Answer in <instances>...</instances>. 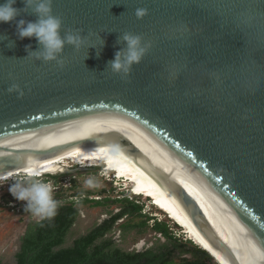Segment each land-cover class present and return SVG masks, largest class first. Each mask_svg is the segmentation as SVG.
Returning a JSON list of instances; mask_svg holds the SVG:
<instances>
[{"label": "water", "instance_id": "water-1", "mask_svg": "<svg viewBox=\"0 0 264 264\" xmlns=\"http://www.w3.org/2000/svg\"><path fill=\"white\" fill-rule=\"evenodd\" d=\"M138 8L148 10L142 19ZM52 14L62 18L61 37L95 35L79 51L65 46L61 68L28 57L26 45L41 47L35 37L18 38L17 21L38 19L31 9L0 23V175L25 174V154L41 159L106 136L19 148L104 115L147 144L214 247L233 264H241L234 249L264 264V0H53ZM125 32L151 48L122 79L108 62L126 47ZM14 83L23 96L8 92ZM116 134L123 149L140 152Z\"/></svg>", "mask_w": 264, "mask_h": 264}, {"label": "rangeland", "instance_id": "rangeland-1", "mask_svg": "<svg viewBox=\"0 0 264 264\" xmlns=\"http://www.w3.org/2000/svg\"><path fill=\"white\" fill-rule=\"evenodd\" d=\"M66 163L59 171H51L53 174L60 175L57 179L47 175L48 173L33 177V179L51 183L54 187L53 198L58 202L73 201L80 208L79 217L67 236L66 244H71L76 237L85 234L111 214L119 212L125 205L126 198L141 205L142 209L141 214L124 215L108 233L123 249L144 250L157 242L166 241L162 233L153 228L156 221L167 223L176 237L191 240L187 237L185 230L161 211L147 195H135L134 188L129 185L132 183L124 182L116 171L107 173L106 161H100L94 165H80L81 169L78 168L79 164L72 160H67ZM89 177L95 180L96 187L90 189L84 187V181ZM27 179L26 173L0 178V260L5 264H15V254L20 248L21 237L27 224L31 219H37L24 210V202L15 200L8 191L13 183ZM95 201H101V203L96 204ZM130 220L132 223L147 220L148 224L136 225L125 230L124 225ZM186 256L191 257L190 254Z\"/></svg>", "mask_w": 264, "mask_h": 264}, {"label": "bare ground", "instance_id": "bare-ground-1", "mask_svg": "<svg viewBox=\"0 0 264 264\" xmlns=\"http://www.w3.org/2000/svg\"><path fill=\"white\" fill-rule=\"evenodd\" d=\"M116 133L125 134L139 147L140 152L134 154L123 149L118 144L119 135ZM93 135L106 136L95 137L92 139L93 141L61 149L49 157L38 159L39 157L34 158L33 154H25L22 159L36 162L39 165L40 174L42 172L47 174L51 171H59L67 164V160H72L79 166L81 162L83 165H94L100 161H106L105 169L108 170L107 173L116 171L119 177H123L124 182L132 183L129 185L134 188L135 195H147L161 211L185 230L189 239L203 249L213 251L224 264H233L227 255L214 247L204 233L194 224L177 194L175 183L147 144L132 131L110 118L104 115L80 118L19 148L44 149L58 145L68 139H83ZM5 176L9 175L3 174L0 175V178ZM234 251L241 264H249L235 249ZM215 261L218 262L216 259Z\"/></svg>", "mask_w": 264, "mask_h": 264}, {"label": "trees", "instance_id": "trees-1", "mask_svg": "<svg viewBox=\"0 0 264 264\" xmlns=\"http://www.w3.org/2000/svg\"><path fill=\"white\" fill-rule=\"evenodd\" d=\"M47 175L55 179L60 176ZM125 202L119 212L76 237L71 244H66V240L79 217L80 208L73 201L59 202L57 214L51 220L38 223L37 219H31L28 222L20 248L15 254V264H219L197 243L173 235L168 224L162 221H156L153 228L161 232L166 241L157 242L144 250L123 249L108 233L124 215L135 216L141 214L142 209L141 205L128 198ZM147 224V220L139 223L130 220L124 228L129 230L136 225ZM0 264L5 263L0 260Z\"/></svg>", "mask_w": 264, "mask_h": 264}, {"label": "clouds", "instance_id": "clouds-1", "mask_svg": "<svg viewBox=\"0 0 264 264\" xmlns=\"http://www.w3.org/2000/svg\"><path fill=\"white\" fill-rule=\"evenodd\" d=\"M23 2L25 8L22 10L14 7L16 0H5L3 4H0V23L14 21L20 11L27 12L29 9L37 15L36 22H26L23 19L16 22V34L19 39L35 37L41 45L37 51H31V45H26L28 57L31 56L45 63L55 61L63 68L64 60L61 57L65 46H71L79 51L88 45L90 38L95 35L92 32L83 35L82 29H67L61 37L63 21L61 17L52 14L53 0H23ZM147 14L146 8H138L135 12L138 19H142ZM120 39L125 42L126 47L115 53V58L108 62V67L114 74H119L122 79H125L130 75L133 65L139 64L148 53L151 42H146L141 35L128 32L123 33ZM8 92H16L19 96H23V90L15 83L8 88ZM81 166H83L82 162ZM25 173L27 180L17 181L9 186L10 195L15 200L24 202V210L37 218L38 223L51 220L57 214L59 207V202L53 198V185L40 179H33L40 175L39 165L34 161L30 160L26 163ZM96 186L95 180L91 177L84 181L85 188L90 189Z\"/></svg>", "mask_w": 264, "mask_h": 264}]
</instances>
